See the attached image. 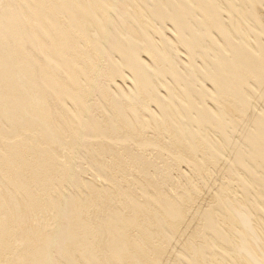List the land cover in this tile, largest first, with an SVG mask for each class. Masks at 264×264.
I'll list each match as a JSON object with an SVG mask.
<instances>
[{
	"label": "bare ground",
	"instance_id": "1",
	"mask_svg": "<svg viewBox=\"0 0 264 264\" xmlns=\"http://www.w3.org/2000/svg\"><path fill=\"white\" fill-rule=\"evenodd\" d=\"M0 264H264V0H0Z\"/></svg>",
	"mask_w": 264,
	"mask_h": 264
}]
</instances>
